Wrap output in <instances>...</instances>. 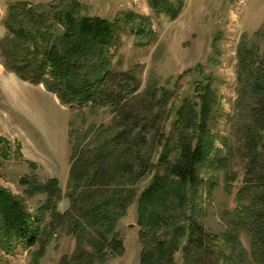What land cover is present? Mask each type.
I'll list each match as a JSON object with an SVG mask.
<instances>
[{"label":"trees","instance_id":"16d2710c","mask_svg":"<svg viewBox=\"0 0 264 264\" xmlns=\"http://www.w3.org/2000/svg\"><path fill=\"white\" fill-rule=\"evenodd\" d=\"M148 3L153 11L172 19L184 8L182 0ZM140 19L136 33L147 36V19ZM134 21L132 16L131 24ZM2 24L6 35L0 39V52L5 66L21 80L43 85L62 105L89 110L110 107L114 116L109 127L92 126L72 147L66 193L70 211L60 214L53 207L61 197L56 178L42 184L20 180L31 195H47L45 209L52 211L56 223L40 227L41 216H32L21 199L0 189V239L6 250L20 241L28 247L38 243L28 264H39L50 235L63 225L75 237V248L61 264H95V258L107 250L122 253L117 225L135 204L144 242L149 244L142 250L140 264H172L178 251L186 264H235L241 261L240 251L252 264H264V59L258 43L243 39L237 47L232 126L241 139L244 178L231 214L233 232L218 235L208 233L198 219L197 200L208 184L202 174L217 168L224 169L229 181L236 175H231L228 166L233 147L223 138L228 154L222 156L216 146L219 136L212 127L219 100L211 75L195 82L194 97L169 108L171 96L162 97L158 112L148 114L149 100L132 103L140 87L136 77L112 68L111 50L119 42V22L84 15L78 0H54L45 5L11 3ZM261 34L264 27L256 36ZM151 98L155 99L152 93ZM167 120V126L161 125ZM147 133L160 147L154 164L151 152L145 151ZM87 139L90 142L84 145ZM148 173L151 180L139 192L136 184ZM240 231L250 238V253L242 248ZM213 241L227 246L230 256L215 250Z\"/></svg>","mask_w":264,"mask_h":264},{"label":"rangeland","instance_id":"374dc122","mask_svg":"<svg viewBox=\"0 0 264 264\" xmlns=\"http://www.w3.org/2000/svg\"><path fill=\"white\" fill-rule=\"evenodd\" d=\"M53 1L0 0V39L6 35L2 22L9 4L45 5ZM78 1L83 5L84 15L120 23L119 42L111 50L112 68L136 77L140 87L132 103L149 100L150 106L145 108V113L158 112L157 103L165 96H171L167 108L183 98L194 97L195 82L203 76L213 77L212 87L218 96L219 112L212 130L219 136L216 146L221 149L222 156L228 154L223 138L233 147L228 166L231 175L236 176L230 177L232 180L229 181L224 169L203 171L208 184L203 186L202 197L197 200L201 208L198 219L208 233L233 232L231 214L236 208V192L244 178L241 139L232 126L237 97L236 52L239 43L246 39L261 46L264 59V34L256 36L264 27V0H182L184 8L175 19L153 11L148 0ZM132 16L135 21L131 24ZM141 17L147 19L145 23L150 32L147 36H140L135 30ZM198 65L202 66L200 71ZM151 93L155 95L153 100ZM113 117L110 107L89 110L88 107L77 109L62 105L43 85L23 81L9 70L0 52V189L21 199L32 216H41L40 227L50 221L56 223L52 211L45 209L47 195L40 192L31 195L28 186L20 180L35 179L42 184L56 178L61 197L55 200L53 207L60 214L70 211L71 201L66 193L74 153L72 147L83 140L92 126L109 127ZM168 122L162 121L161 125L167 126ZM146 137L145 151L151 152L154 164L160 147L152 140L151 133ZM86 142L88 139L84 145ZM151 177L148 173L136 184L139 192L148 185ZM210 185L214 187L210 189ZM130 224L133 226L129 228ZM142 230L135 204H132L117 225L123 242L122 253L107 250L105 255L95 258V264H140L142 250L149 247L144 242ZM237 235L242 248L250 253V238L241 231ZM212 246L230 256L222 242L213 241ZM38 247V243L28 247L20 241L8 251L0 239V264H28L30 252ZM74 248L75 237L63 225H58L56 232L50 235L39 264H61V259L70 257ZM240 253L241 261L235 264H252L249 256ZM172 264H186L180 251L174 254Z\"/></svg>","mask_w":264,"mask_h":264},{"label":"water","instance_id":"95a60500","mask_svg":"<svg viewBox=\"0 0 264 264\" xmlns=\"http://www.w3.org/2000/svg\"><path fill=\"white\" fill-rule=\"evenodd\" d=\"M132 226H133V225H132V224H130V225H129V228H130V227H132Z\"/></svg>","mask_w":264,"mask_h":264}]
</instances>
